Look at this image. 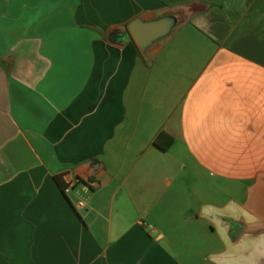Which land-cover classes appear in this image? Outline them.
<instances>
[{
  "label": "crops",
  "instance_id": "crops-1",
  "mask_svg": "<svg viewBox=\"0 0 264 264\" xmlns=\"http://www.w3.org/2000/svg\"><path fill=\"white\" fill-rule=\"evenodd\" d=\"M0 264H264V0H0Z\"/></svg>",
  "mask_w": 264,
  "mask_h": 264
},
{
  "label": "water",
  "instance_id": "water-1",
  "mask_svg": "<svg viewBox=\"0 0 264 264\" xmlns=\"http://www.w3.org/2000/svg\"><path fill=\"white\" fill-rule=\"evenodd\" d=\"M177 21V17L172 13L149 20L134 18L127 24L125 32L132 36L141 50H144L155 39L167 35ZM111 36H116V34L111 33ZM241 227V223L234 222L231 226L230 236L236 237Z\"/></svg>",
  "mask_w": 264,
  "mask_h": 264
},
{
  "label": "trees",
  "instance_id": "trees-1",
  "mask_svg": "<svg viewBox=\"0 0 264 264\" xmlns=\"http://www.w3.org/2000/svg\"><path fill=\"white\" fill-rule=\"evenodd\" d=\"M171 142H172V136H170L164 131L158 132L153 138V143L161 149L168 148ZM54 177L58 185L63 189V187L66 185V182L62 179L61 175L55 174Z\"/></svg>",
  "mask_w": 264,
  "mask_h": 264
},
{
  "label": "built area",
  "instance_id": "built-area-1",
  "mask_svg": "<svg viewBox=\"0 0 264 264\" xmlns=\"http://www.w3.org/2000/svg\"><path fill=\"white\" fill-rule=\"evenodd\" d=\"M70 184H66L64 187H63V192L64 193H66L69 189H70ZM76 204L78 205V206H82L83 204H84V200L82 199V198H80V199H78L77 201H76Z\"/></svg>",
  "mask_w": 264,
  "mask_h": 264
}]
</instances>
